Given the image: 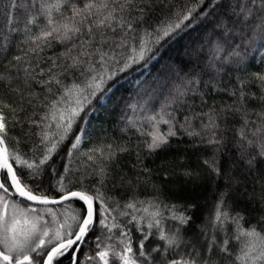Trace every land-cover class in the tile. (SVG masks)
<instances>
[{
    "label": "snow or ice",
    "instance_id": "6c2138e0",
    "mask_svg": "<svg viewBox=\"0 0 264 264\" xmlns=\"http://www.w3.org/2000/svg\"><path fill=\"white\" fill-rule=\"evenodd\" d=\"M165 3L167 0H44L39 9L43 23L38 24L35 15L25 20L26 47L21 48L23 55L13 57L16 63L11 65L18 71L0 73L3 82L23 72L25 89L31 93L25 99L24 93L15 89L20 93L19 108L0 98V264H56L69 252L72 264H78L80 246L98 229L106 230V234L95 237L98 251L85 256L96 264H264V216L253 224L240 211H229L228 191L220 193L211 217L196 224L189 234L193 216L187 214L188 206L178 208L135 198L123 205L118 201L110 204L99 189L92 191L80 181L66 184L68 165L58 171L53 161L73 125L84 121L81 113L86 117L85 109L93 99L102 102L111 91L109 81L150 59L151 45L181 29L197 8L212 24L208 36L211 56L201 70L210 77L209 84L225 65L244 63L249 47H264V0H198L193 7L174 13V22L153 28L149 24L151 13L157 4ZM11 7L15 8V3ZM5 25L12 26L9 33L20 31L11 18ZM30 25L38 31L33 32ZM57 45L63 50L42 55ZM6 50V43L0 44V53ZM77 73L84 80L65 83ZM201 82L195 71L185 73L171 102H182ZM257 85L258 92L252 91ZM36 86L42 93L44 111L31 123L41 128L42 147L39 158L29 160L8 142L12 139L10 127L20 123L17 116L24 111L23 104L36 107ZM230 95L232 105L212 108L199 117V131L188 117L183 124L174 122L171 114L165 118L164 109L149 116L145 123L150 129H138L148 137L143 142L146 150H162L183 129L184 135L198 137L200 144L212 149L211 159L204 161L210 173L223 179L226 188L234 186L238 183L237 168L251 173L264 164V72L254 73L250 81H239ZM161 124L168 126L166 131L161 130ZM231 124L239 127L232 128ZM81 142L82 135H76L67 153L69 158ZM86 155L93 164L100 161L98 174L106 178L108 163L116 156L112 145ZM259 200L264 209V192ZM73 202L80 204L79 209L73 208ZM53 205L63 211L57 212ZM121 217L128 219L121 222ZM167 220L175 222L171 228L165 226ZM135 233L139 235L133 239Z\"/></svg>",
    "mask_w": 264,
    "mask_h": 264
},
{
    "label": "trees",
    "instance_id": "16d2710c",
    "mask_svg": "<svg viewBox=\"0 0 264 264\" xmlns=\"http://www.w3.org/2000/svg\"><path fill=\"white\" fill-rule=\"evenodd\" d=\"M43 2L44 0H0V44L6 43L7 48L0 53V73L14 74L18 71L11 65L16 63L13 57L23 55L21 48L26 47L24 22L35 15L37 23H43L39 12ZM13 3L15 8L11 7ZM197 3L198 0H167L163 5L157 4L151 13L149 24L154 28L174 22V13L183 12ZM9 18L17 24L19 32L9 33L8 29L12 26L5 25V20ZM29 27L33 32L38 31L35 25ZM211 30L209 18L200 15V8H197L192 19L185 21L181 29H177L159 44L151 45L153 51L149 54L150 59L133 65L132 69L121 73L115 81H109L107 87H110L111 91L106 92L102 102L93 99L92 104L85 109L88 115L85 117L84 113H81L84 121L77 120L72 132L53 156L58 171H62L61 166L65 164L70 169L65 179L66 184L69 180L73 184L80 181L92 191L99 189L110 204L118 201L123 205L135 198L140 201L158 200L162 204L176 205L178 208L188 206L187 214L193 216V224L187 229L189 234L196 224L211 217L223 191L230 193L227 199L229 211H240L253 224L260 216H264V209L259 206L260 195L264 192V164L251 173L242 167L237 168L235 176L238 183L226 188L224 180L215 178L205 165L204 161L210 160L213 153L211 148L200 144L198 137H188L181 129L180 134L172 137L165 148L149 153L143 143L148 137L142 136L138 131L141 127L148 131L150 126L145 121L149 116L160 113L162 109L165 118L167 114H171L174 122L179 124H183L185 117H188L193 128L199 131V117L203 113L212 108H226L232 105L234 98L230 93L238 86L239 81H250L254 73L264 72V47L256 45L254 48H248L244 63L225 65L218 74L211 77L209 84L210 77L202 75L201 70L205 68L211 56L208 47ZM5 35L8 37L7 41L3 39ZM61 50L62 47L57 45L46 49L42 55H55ZM193 71L201 76L202 82L193 86L192 91L182 98V102H171L176 89L185 80V73ZM73 79L82 81L84 77H79V73L76 77L70 75L65 83H70ZM23 81L24 73L20 72L19 76L13 75L9 80L0 82V98L19 108L20 93L15 89H20L25 99L31 94L25 89ZM258 89L259 85L252 91L258 92ZM33 91L38 94L36 107L23 104L24 111L18 112L17 116L20 123L10 127L12 139L8 142L10 148L14 147L23 158L29 160L38 159L39 149L42 147L41 128L31 123L43 115L42 93L39 86ZM160 127L166 131L168 126L161 124ZM230 127L238 128L239 125L231 124ZM76 135H82V142L69 158L67 153ZM228 136L231 137L232 132H229ZM107 145H112L116 156L108 163L107 176L103 178L97 171L100 161L97 160L96 164H93L86 154L91 155L93 149L106 148ZM120 148H127L128 151L120 152ZM224 162H227V158H224ZM52 183L56 184V177L52 178ZM55 194L53 188L52 195ZM51 207L57 212L63 211L61 206ZM79 207L78 202H73V208ZM126 219L128 218H120L121 222ZM102 233L106 234V230L98 229L89 234L77 253L78 264H96V261L85 260V256H94L98 251L95 237ZM136 235L139 233H135L133 239ZM71 258L72 253H66L56 264H72Z\"/></svg>",
    "mask_w": 264,
    "mask_h": 264
},
{
    "label": "rangeland",
    "instance_id": "374dc122",
    "mask_svg": "<svg viewBox=\"0 0 264 264\" xmlns=\"http://www.w3.org/2000/svg\"><path fill=\"white\" fill-rule=\"evenodd\" d=\"M138 215H139V213H137ZM166 215H167V213H165ZM175 222H173V221H171V220H167V221H165V226L167 227V228H171L172 226H173V224H174Z\"/></svg>",
    "mask_w": 264,
    "mask_h": 264
}]
</instances>
